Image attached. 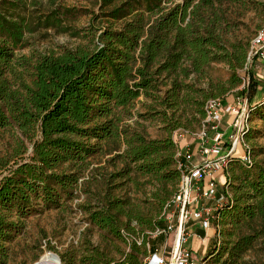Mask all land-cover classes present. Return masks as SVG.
Returning a JSON list of instances; mask_svg holds the SVG:
<instances>
[{
    "label": "trees",
    "instance_id": "1",
    "mask_svg": "<svg viewBox=\"0 0 264 264\" xmlns=\"http://www.w3.org/2000/svg\"><path fill=\"white\" fill-rule=\"evenodd\" d=\"M248 1L255 0H96L99 13L92 21L105 24L92 23L89 44L40 54L33 61L15 54L32 28L25 16H15L25 0H0V264L8 263V244L31 215L76 197L90 158L109 142L124 145L125 166L114 177L132 179L134 172L155 180L161 186L154 195L158 207L150 215L109 193L103 207L88 208L89 220L117 239L133 238L121 264H144L147 242L152 252L165 244L167 234H153L166 228L163 213L182 179L174 130L184 126L186 115L204 121L210 99L230 102L227 94L242 84L244 69L247 80L239 95L252 104L260 93L261 80L249 63L259 55L250 56L251 45L230 43L224 36V5ZM77 13L65 7L62 14ZM59 18L54 11L47 22L59 26ZM215 62L229 67L226 81L208 74ZM206 77V86L197 85ZM142 95L159 102L165 136L149 138L122 125ZM253 109L264 111V101ZM228 166L224 187L230 185L231 193L215 212L209 258L227 232L220 257L227 254V262L238 264L264 234V163L235 155ZM244 227L254 232L244 234ZM59 256L63 264L112 261L90 241Z\"/></svg>",
    "mask_w": 264,
    "mask_h": 264
},
{
    "label": "rangeland",
    "instance_id": "2",
    "mask_svg": "<svg viewBox=\"0 0 264 264\" xmlns=\"http://www.w3.org/2000/svg\"><path fill=\"white\" fill-rule=\"evenodd\" d=\"M261 3H264V0L224 5L225 17L228 21L224 35L226 40L230 43L238 42L244 46L252 45L255 34L264 26V5ZM65 7H75L78 13L71 16L62 14ZM54 11L60 16L59 26L47 22ZM97 13H99V5L96 0H25L15 16L20 14L25 16L31 21L32 28L26 32L25 40L15 49L17 59L27 58L36 61L40 54L89 44L93 39L89 28L94 23L92 18ZM103 21L99 19L94 25L105 24ZM251 62L250 59L249 63L262 83L260 93L252 104L239 95L241 93L238 91L244 87L247 80L244 69L240 72L243 78L242 84L232 89L227 97L229 96V100L237 107L240 104L243 105L248 115L245 121L248 130L244 135V142L239 146L241 149L239 153L242 156L244 152H249L254 162L264 163V111L251 110L264 101V88H262L264 87V59L260 58L254 63ZM208 74L215 81H226L230 76V70L224 62H215L209 68ZM208 81L209 78L206 77L197 79L196 83L199 86H206ZM160 109L159 102L142 95L131 108V114L124 116L122 125L130 132L139 131L149 138L163 137L167 131L162 115L157 113ZM235 120V114H228L219 124V130L224 133L225 138L227 134L234 133L235 129L232 127ZM182 123L184 126L174 130L173 138L179 148L184 150L191 148L198 156V145L202 140L196 133L204 127V123L198 122L193 115H186ZM182 130H187L183 137L180 136ZM215 133L214 130L209 129L208 140H211ZM123 149V143L121 145L112 142L104 143L103 150L90 158V167L81 178L80 187L73 200L67 201L59 208L46 209L31 215L26 220V227L22 233L8 244L10 252L7 264H34L46 253L59 255L71 249H80L87 241L99 246L112 259L110 264H121L124 253L130 251L133 238L117 239L100 229L89 220L88 208L100 209L104 206L105 196L111 193V196L133 202L146 213L151 211L150 215L156 214L158 204L154 195L161 189L155 180L139 176L134 172L129 176L133 177L132 179L114 177L125 166L120 157ZM229 166L225 168V173ZM169 187L172 189L171 185ZM230 190V185L224 187L225 193L227 191L231 193ZM134 225L139 229L136 222ZM251 232L254 231L247 227L243 228L244 234ZM152 236L150 235L148 240H151ZM137 238L138 243L142 244L143 235L140 234ZM227 241L228 234L224 232L218 251L212 258L205 257L204 259L207 260L205 264H232L227 262V254L220 257ZM165 245L166 243L162 244V248H165ZM144 249L149 251V242ZM238 264H264V234L255 240L253 247L246 252Z\"/></svg>",
    "mask_w": 264,
    "mask_h": 264
},
{
    "label": "built area",
    "instance_id": "3",
    "mask_svg": "<svg viewBox=\"0 0 264 264\" xmlns=\"http://www.w3.org/2000/svg\"><path fill=\"white\" fill-rule=\"evenodd\" d=\"M259 55L264 59V26L255 34L250 56ZM225 114H235L236 120L228 138L219 130V124ZM246 108L238 107L232 102H225L220 98L210 99L206 104V117L204 127L196 133L201 138L198 145V156L191 148H179L176 156L180 159L178 166L182 171V179L179 191L167 204L163 213L166 220V228L157 230L153 235L167 234L172 236V243L165 242V248H157L154 252L149 250L144 264H205L200 262L188 246L189 234L187 225L191 221L200 222L203 227H210L215 217V212L226 199V193L218 196L215 173L225 170L230 159L242 142L248 127L246 125ZM216 133L208 140V130ZM187 130L180 131L183 137ZM207 138V139H206ZM247 163H251L252 156L244 152L241 156ZM217 199V209H211L204 205V200ZM170 247V250L168 248Z\"/></svg>",
    "mask_w": 264,
    "mask_h": 264
},
{
    "label": "crops",
    "instance_id": "4",
    "mask_svg": "<svg viewBox=\"0 0 264 264\" xmlns=\"http://www.w3.org/2000/svg\"><path fill=\"white\" fill-rule=\"evenodd\" d=\"M229 135L228 134L226 135V139L228 138ZM240 151L241 149L238 148L236 155L241 156V154L239 153ZM215 179L217 182L218 196H220L225 193L224 184L226 183V176L224 170L217 171L215 173ZM202 203L211 209H215V210L217 209V204H218L217 199L204 200ZM187 228L189 234V241H188L189 248L192 249L194 255L197 257V259L200 262H206L207 260H205L204 258L205 257L209 258V254H210L209 251L213 246L216 236V226L212 222L211 226L206 228L203 227L200 222L191 221L188 223ZM172 239L173 237L170 236L167 239V242L169 243L170 241V243H172Z\"/></svg>",
    "mask_w": 264,
    "mask_h": 264
},
{
    "label": "bare ground",
    "instance_id": "5",
    "mask_svg": "<svg viewBox=\"0 0 264 264\" xmlns=\"http://www.w3.org/2000/svg\"><path fill=\"white\" fill-rule=\"evenodd\" d=\"M37 262H39V264H60L58 259L52 253H46Z\"/></svg>",
    "mask_w": 264,
    "mask_h": 264
},
{
    "label": "water",
    "instance_id": "6",
    "mask_svg": "<svg viewBox=\"0 0 264 264\" xmlns=\"http://www.w3.org/2000/svg\"><path fill=\"white\" fill-rule=\"evenodd\" d=\"M53 255L58 259L60 264H63L62 263V259H61V257L58 254L53 253ZM34 264H39V262H35Z\"/></svg>",
    "mask_w": 264,
    "mask_h": 264
}]
</instances>
